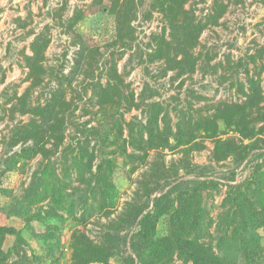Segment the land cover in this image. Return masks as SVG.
Segmentation results:
<instances>
[{"label":"rangeland","instance_id":"rangeland-1","mask_svg":"<svg viewBox=\"0 0 264 264\" xmlns=\"http://www.w3.org/2000/svg\"><path fill=\"white\" fill-rule=\"evenodd\" d=\"M177 183L212 250L264 208V0H0V264H139L120 221Z\"/></svg>","mask_w":264,"mask_h":264},{"label":"trees","instance_id":"trees-1","mask_svg":"<svg viewBox=\"0 0 264 264\" xmlns=\"http://www.w3.org/2000/svg\"><path fill=\"white\" fill-rule=\"evenodd\" d=\"M24 151L30 152L31 149L26 148ZM48 169V166L45 167L39 175L42 182L44 178L46 180ZM113 186L107 183L100 188L103 201L109 198L110 188ZM179 186L180 183L171 185L166 191L151 199L148 196L141 205L134 200L130 201L131 212L127 219L120 221V224L121 227L128 229L135 225L128 239V248L138 263L162 264L177 253L180 258L191 264H257L262 249L257 228L264 226L263 206V210H257L254 203L250 202L248 205L245 199L240 200L237 203V210L242 216L230 231L220 235L217 250H212L201 243L197 236H190L188 231L201 227L202 222L189 213V207L186 205L190 199L189 189L184 192ZM56 189L61 191L59 186ZM245 207H249L250 210H246ZM164 215L169 216V232L160 237L156 233L157 224ZM235 217L236 215H233V220ZM111 239L95 246L87 241L77 242L74 247L76 260L80 264L92 261L106 262L115 254L112 245L114 239ZM126 241L125 235L123 242ZM134 258L130 257L131 262Z\"/></svg>","mask_w":264,"mask_h":264}]
</instances>
